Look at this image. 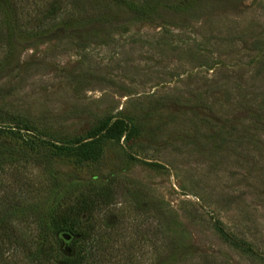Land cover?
Listing matches in <instances>:
<instances>
[{
    "label": "rangeland",
    "instance_id": "obj_1",
    "mask_svg": "<svg viewBox=\"0 0 264 264\" xmlns=\"http://www.w3.org/2000/svg\"><path fill=\"white\" fill-rule=\"evenodd\" d=\"M17 1V25L30 37L51 0ZM136 1L155 7L153 19L117 13L129 16L126 30L87 26L24 39L0 70V147L52 153L71 184L54 187L43 163L5 157L0 216L16 220L27 244L35 225L22 219L31 198L20 185L44 205L69 197L71 216L100 194L109 203L99 224L116 221L121 231L106 250L113 264H159L173 247L165 264H264V0H202L194 15L174 10L181 0ZM117 118L130 130L103 137L99 158L71 150ZM136 185L160 210L136 213L126 191ZM12 202L22 208L16 218ZM139 226L155 238L140 249ZM9 241L0 236V264H29Z\"/></svg>",
    "mask_w": 264,
    "mask_h": 264
},
{
    "label": "trees",
    "instance_id": "obj_2",
    "mask_svg": "<svg viewBox=\"0 0 264 264\" xmlns=\"http://www.w3.org/2000/svg\"><path fill=\"white\" fill-rule=\"evenodd\" d=\"M81 1L98 11L94 13L89 12L88 9L84 8V3L80 6ZM17 2V0H0V17L3 27L2 34L0 35V50L4 49V53L0 58V70L11 63L15 54L26 43L24 39H30L39 35L43 36L44 33L52 34L59 30H83L87 26L98 27L100 30L103 29L104 32H109L112 28L126 30L124 22L127 17L130 16L129 19H153L154 16L152 14L156 10L154 6L148 7V4H139L140 2L136 0H51L46 13H42L39 15L40 17L32 19V21L36 22V28L30 31V37H24L21 28L17 25ZM201 3L202 0H181V3H178L174 10L194 15L193 12L200 8L199 5ZM68 8L69 10L72 9L73 12L69 11V17H62L66 14L65 9ZM127 12L129 16H124L123 18L117 16V13L125 14ZM49 17H51L50 21L44 24L43 21ZM98 29L93 32L95 36H98L97 34L100 32ZM2 40H4L3 43H1ZM129 130L128 123L121 118L114 119L112 122H103L89 140L82 142L80 146L71 148V150L82 160H96L102 153L99 142L102 141L103 137L119 138ZM37 155H40V153L29 154L25 150H4L0 147V168L5 157L8 158V162L14 164H17L19 161L26 163L29 160H33L36 163L40 162L44 164L48 174L51 175L53 186L60 187L64 183V179L51 163L54 157L53 154H43L42 158L37 157ZM64 185L65 187L71 186L68 183H64ZM18 189L21 190L20 195L31 198L29 204L26 206L27 211L22 215V219H26V224L32 223L35 225L34 236L29 238L27 244H23L21 240L20 245L19 231L15 225L17 222L11 219V216L6 221L4 216H0V236L10 238V246H14L15 248L21 246L23 250L28 252L27 260L29 264H113L111 258L114 254L111 255L112 252H107L106 250L110 249L109 243L113 244V242L117 241L114 236H118L121 233L119 231L120 227L117 228L118 222L116 221L111 222L110 226H108L105 224L106 220L104 218L103 222H100V224L98 222L100 215L98 212L102 207L108 206L109 200L97 194L95 198L88 200L84 206H81V210L76 213L78 216H71L66 211V205L71 201L69 197L62 205L58 203L49 206L44 205V202L38 199L34 200L29 186L20 185ZM126 191L131 196L133 202L136 203V213L138 215L150 214L153 210H160L148 197V192L142 191L140 188L138 189L137 185L136 189H126ZM3 203V198L1 197L0 205ZM12 203L10 211L14 213L13 218H16L18 215L15 212L20 209L22 211V208L18 209V202ZM94 215L95 218L92 217ZM7 223H10L8 224V230H6L5 226ZM141 232L145 231L141 230L139 226L136 230V247L138 249L142 248L143 245L150 244L151 241L152 243L155 242V238H153L154 240H150L151 238L145 237ZM63 234L68 236L71 244L67 249L58 245L60 243L63 244L64 240L67 241L63 237ZM53 243H56L57 247L52 256L51 251L53 249L50 245ZM169 245H172L171 242L168 243V247L170 248ZM174 249L177 248L173 247L170 250V255L165 256L166 263L170 262L167 259H173L172 256L177 253ZM165 257L161 258L159 264H165Z\"/></svg>",
    "mask_w": 264,
    "mask_h": 264
},
{
    "label": "water",
    "instance_id": "obj_3",
    "mask_svg": "<svg viewBox=\"0 0 264 264\" xmlns=\"http://www.w3.org/2000/svg\"><path fill=\"white\" fill-rule=\"evenodd\" d=\"M63 237L67 240L68 239V236L67 235H65V234H63Z\"/></svg>",
    "mask_w": 264,
    "mask_h": 264
}]
</instances>
